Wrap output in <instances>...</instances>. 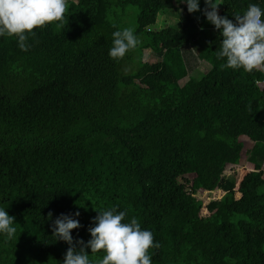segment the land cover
I'll return each mask as SVG.
<instances>
[{"label": "trees", "instance_id": "16d2710c", "mask_svg": "<svg viewBox=\"0 0 264 264\" xmlns=\"http://www.w3.org/2000/svg\"><path fill=\"white\" fill-rule=\"evenodd\" d=\"M59 1L0 0V264H264V0Z\"/></svg>", "mask_w": 264, "mask_h": 264}, {"label": "rangeland", "instance_id": "374dc122", "mask_svg": "<svg viewBox=\"0 0 264 264\" xmlns=\"http://www.w3.org/2000/svg\"><path fill=\"white\" fill-rule=\"evenodd\" d=\"M60 3H63V0L59 1ZM182 24V21L180 19V17L175 14L174 12H170V13H164L161 14L159 21L156 25V27L154 28L155 30H162L163 28L170 26L179 28ZM153 57L151 56V52L147 51L146 52V61H150L152 60ZM194 70L191 71L190 73V77L192 78H197V79H201L203 76H205V74L210 70L211 66L209 64H207L206 62H200L195 60L194 58ZM189 77V78H190ZM189 78H187L186 80H184L183 82H181L182 85L186 84L189 81ZM209 193H199L196 197L201 200V201H206L209 198Z\"/></svg>", "mask_w": 264, "mask_h": 264}, {"label": "built area", "instance_id": "2783aa9c", "mask_svg": "<svg viewBox=\"0 0 264 264\" xmlns=\"http://www.w3.org/2000/svg\"><path fill=\"white\" fill-rule=\"evenodd\" d=\"M262 29H264L262 15L261 13H255L244 24L243 32L248 36H253Z\"/></svg>", "mask_w": 264, "mask_h": 264}, {"label": "clouds", "instance_id": "9594fccd", "mask_svg": "<svg viewBox=\"0 0 264 264\" xmlns=\"http://www.w3.org/2000/svg\"><path fill=\"white\" fill-rule=\"evenodd\" d=\"M263 22H264V21H263ZM262 30H263V29H262ZM242 32H243V29H242ZM243 33H244V32H243ZM244 34H245V33H244ZM256 34H257V33H256ZM256 34H255V35H256ZM245 35H246V34H245ZM246 36H248V35H246ZM253 36H254V35H253ZM249 37H251V36H249Z\"/></svg>", "mask_w": 264, "mask_h": 264}]
</instances>
